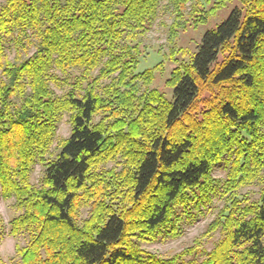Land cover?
<instances>
[{"label":"trees","instance_id":"1","mask_svg":"<svg viewBox=\"0 0 264 264\" xmlns=\"http://www.w3.org/2000/svg\"><path fill=\"white\" fill-rule=\"evenodd\" d=\"M171 1L177 31L189 0ZM240 1L173 69L172 100L149 87L160 65L135 73L161 0L0 4V197L18 211L10 234L26 238L22 264H178L136 239L175 234L218 190L225 156L226 201L207 230L221 238L198 264H264V0ZM65 112L72 131L54 154ZM113 160L122 169L104 167ZM253 181L254 201L239 195ZM2 230L0 219V244Z\"/></svg>","mask_w":264,"mask_h":264},{"label":"rangeland","instance_id":"2","mask_svg":"<svg viewBox=\"0 0 264 264\" xmlns=\"http://www.w3.org/2000/svg\"><path fill=\"white\" fill-rule=\"evenodd\" d=\"M4 2L5 0H0V4ZM216 4L217 0H189L186 4L185 13L183 12V18L180 19V27L177 31H172L171 27L176 21L173 2L171 0H161L154 22L139 37L141 54L135 73L139 74L160 65L159 69H156L155 79L150 84V89H157L172 100L173 88L167 85V80L170 78L173 69L180 63L187 61L189 55L198 49L197 47L206 31L216 28L219 23L228 17L232 9L235 6H241L242 2L240 0H228L226 4L219 8ZM193 5H196V7L193 8ZM199 14H206L207 21L200 23L198 21ZM177 23L176 21L175 24ZM30 52L32 53L33 49ZM9 56L13 60L15 52L11 51ZM108 82L109 80H104V83ZM144 89L145 87L141 86V91H144ZM55 91L59 94L63 92L58 87H55ZM99 119L100 117H97L96 120ZM71 131L70 113L65 112L57 128L52 148L54 154L57 152L55 148L57 143L61 139L68 138ZM122 161L120 159V162ZM230 162V157L225 156L222 161L214 166L212 177L217 183L218 190L213 191L214 193L204 206L193 209L191 212H183L177 222L175 234L169 230H163V233H160L155 240L136 239L137 244L143 250L164 258L178 256V264H198L205 260L207 253L213 249L216 242L221 238L220 231L207 235V230L225 204L226 196L222 195V191ZM104 167L120 170L123 166L118 161L113 160L107 162ZM43 172V165L37 164L31 173L32 181L38 183ZM259 176L264 177V170L260 172ZM261 188L259 181H253L243 186L239 190V195H247L252 201L258 200ZM14 203L13 198L0 197V219L3 221L0 264H22L16 252V245L18 243L25 245L26 238L14 237L10 234V221L18 214ZM88 216L89 209L84 208L81 217L86 219Z\"/></svg>","mask_w":264,"mask_h":264}]
</instances>
